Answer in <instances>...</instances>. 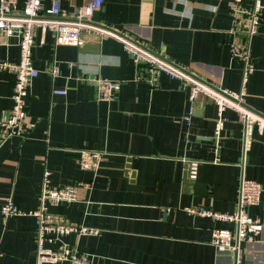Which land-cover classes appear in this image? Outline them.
<instances>
[{"label": "crops", "instance_id": "crops-1", "mask_svg": "<svg viewBox=\"0 0 264 264\" xmlns=\"http://www.w3.org/2000/svg\"><path fill=\"white\" fill-rule=\"evenodd\" d=\"M85 1L62 3L63 15ZM230 1L104 0L99 24L212 88L239 93L243 65L230 47L242 39L231 32ZM253 1L243 0L246 6ZM43 2L50 6V0ZM260 3L263 19L250 41L253 71L243 93L245 107L264 119V0ZM23 6V0L16 1L18 11ZM82 37L81 48L54 47L49 32H35L32 57L39 73L26 100L28 135L0 143V207L11 197L24 213L37 210L47 170L51 186L88 185L78 191L77 201L47 210L97 231L63 236L54 247L68 244L90 264H235L232 254H217L210 243L212 229L230 225L186 209L232 212L241 177L264 188V129L254 132L244 153L243 127L237 112L226 108L215 139L217 108L206 95H198L186 121L187 83L159 72L151 86L142 80L147 68L133 63L119 39ZM18 59L17 39L0 36V62ZM53 61L55 78L49 74ZM97 78L119 87L100 100ZM14 83V73L0 69V118L11 108ZM82 149L102 153L97 170L80 166ZM192 162H197L194 178L189 177ZM248 214L263 229L254 242L242 245L240 264H264V195ZM37 227L36 217L28 214L6 224L0 220V264H34Z\"/></svg>", "mask_w": 264, "mask_h": 264}, {"label": "built area", "instance_id": "built-area-1", "mask_svg": "<svg viewBox=\"0 0 264 264\" xmlns=\"http://www.w3.org/2000/svg\"><path fill=\"white\" fill-rule=\"evenodd\" d=\"M17 0H0V36L5 40L12 37L17 39L19 59L15 63L0 62V69L11 71L15 75L12 105L9 111L0 118V143L12 138L23 139L28 135L26 125V100L32 81L38 76V69L33 65L32 49L36 30L44 36L47 32L52 35V45L83 47V33H94L100 37H113L123 44L133 63L144 65L147 68V77L142 80L153 86L159 72L166 73L171 78L180 79L187 83L188 100L190 103L189 115L183 117L188 121L193 111V103L199 94L206 95L217 108V118L214 125V138L218 139L224 127L223 112L226 108L234 109L243 127L242 149L245 153L254 141V132L261 133L264 129V119L248 110L244 105L243 89L248 75L253 71L250 54L251 38L260 32L263 19V7L260 0H254L246 6L243 0H231L229 14L231 16V32L239 42L231 45L232 56L238 57L243 65V76L239 93L212 88L201 82L198 77L187 74L173 65L155 57L149 52L133 45L116 33L92 24L93 14L103 7L104 0H86L84 4L75 7L63 15L62 3L71 0H50V6L44 7L43 0H23L21 11L16 8ZM63 15V16H61ZM60 17H63L62 19ZM52 78L58 75V65L55 61L49 70ZM192 75V76H191ZM139 80V78H137ZM96 95L104 100L110 97L111 92L118 89L119 83L107 78L94 79ZM62 89H52V94H65ZM79 164L83 169L95 171L102 153L91 149L78 151ZM197 162L189 164V177L196 175ZM49 172L45 170L42 176V185L37 210L24 213L11 197H7L0 207V220L6 224L14 216L32 215L38 222L35 237V263L34 264H90L88 257L74 247L63 243L54 247L61 237L76 234H95L96 230L67 221L64 217L47 210L49 205H58L62 202L78 200V191L87 189L88 185L82 183L54 187L49 184ZM264 195V188L256 181L241 177L238 183V196L236 206L230 213H220L206 207L188 208L189 214H194L212 221H220L230 225L228 228H214L211 231V245L216 253L232 254L235 264H240L242 245L254 242L261 234L263 225L260 221L248 214V208L257 205Z\"/></svg>", "mask_w": 264, "mask_h": 264}, {"label": "water", "instance_id": "water-1", "mask_svg": "<svg viewBox=\"0 0 264 264\" xmlns=\"http://www.w3.org/2000/svg\"><path fill=\"white\" fill-rule=\"evenodd\" d=\"M100 11H101V9L98 10V11H96V12L93 14V17H92V24H94L95 26H98V27H100V28L110 30V31L116 33L118 36H120V37L126 39L127 41H129V42L132 43L133 45H135V46H137V47H139V48H141V49H143V50L149 52L150 54L154 55L155 57H158V58L163 59V58L160 57L159 55H157V54H155V53H153V52H150L149 50H147L146 48H144L142 45H139L138 43H136L135 41H132L131 39L127 38L126 36H124V35H122V34L116 32V31H114V30H112V29H110V28H107V27H104V26L100 25V24H99V22H100ZM163 60H164V59H163ZM166 62H167V61H166ZM168 63H169V62H168ZM169 64L173 65V66L176 67L177 69H179V70H181V71H183V72H185V73H187V74L190 75V73H189L188 71H186L185 69H182V68H180V67H178V66H176V65H174V64H172V63H169ZM191 76H192V75H191ZM199 80H200V79H199ZM201 82H203V83H205V84H208V83H206V82H204V81H201ZM208 85H209V84H208Z\"/></svg>", "mask_w": 264, "mask_h": 264}]
</instances>
